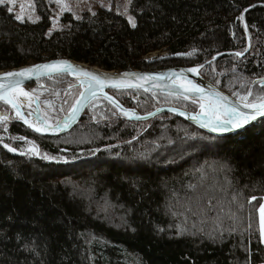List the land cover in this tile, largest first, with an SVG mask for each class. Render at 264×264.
<instances>
[{
  "label": "trees",
  "instance_id": "trees-1",
  "mask_svg": "<svg viewBox=\"0 0 264 264\" xmlns=\"http://www.w3.org/2000/svg\"><path fill=\"white\" fill-rule=\"evenodd\" d=\"M33 3L34 20L0 3V70L56 57L106 70L162 69L219 54L202 68L207 80L237 99L249 90L264 96V0H130L134 27L112 5L64 12L56 29V3ZM76 82L56 75L24 87L63 95L62 115L81 90ZM109 92L141 114L162 105L200 110L159 91ZM6 107L0 102L11 114ZM0 123L54 158L0 141V264H264V118L215 136L174 113L129 121L100 98L59 135H38L8 117Z\"/></svg>",
  "mask_w": 264,
  "mask_h": 264
},
{
  "label": "water",
  "instance_id": "water-1",
  "mask_svg": "<svg viewBox=\"0 0 264 264\" xmlns=\"http://www.w3.org/2000/svg\"><path fill=\"white\" fill-rule=\"evenodd\" d=\"M256 5V3H253L249 7L245 9L243 14L247 11H249L251 8H253ZM242 14V16H243ZM247 34V33H246ZM248 37V34H247ZM249 50V46L247 47V50L242 52V55L244 56L246 52ZM219 56V54L215 55L210 60L204 62L200 65H194V66H173L168 68H162V69H148V70H140V69H118V70H106L103 68H100L98 66L89 65L84 62H79L74 59L68 58V57H56L40 62L30 63L27 65H22L18 67L13 68H7L4 70H0V85L5 86H15L14 82L19 81L18 87H24L26 84L40 80L43 78H49L56 75H69L72 78H75L77 80L76 86L81 87V91L70 109V111L60 120L59 123L54 125H48V131L46 132H37L35 129L31 128L25 123V119L27 120V111L24 109H18L19 112H21L24 116V119H18L19 122H21L23 125L28 127L31 131L34 133L41 135V136H51V135H59L68 132L71 130L82 118V115L84 114L86 108L88 105L95 99L103 98L110 102V100L106 97H110L113 101H115V104L110 102L116 109L119 111L126 119L129 121H146L149 119H152L158 115L164 114V113H174L178 115L179 117L183 118L187 122L197 126L198 128L202 129L203 131L210 133L215 136H225L228 134H235L240 131H242L245 128L253 126L257 121L264 118V116L257 117L255 120H252L250 123L244 125L240 129L235 130H229L224 132H213L209 128L202 127L201 125L204 123H209L211 120L212 124L218 123L215 121L214 117H211L210 115H206V117H202L201 115H197L200 112H193L189 111L180 107L175 106H168V105H162L158 106L152 111L141 114L138 112L135 108L126 107L123 104L119 102V100L112 95L109 90L117 88L111 86V83L113 80H121L132 84H142L143 87H132L135 89H142L145 91H159L164 92L167 94H172L176 96H181L178 94L187 95L189 97L188 100H196L199 99L198 95L195 93H186L184 90L188 86L187 81H191L192 84H195L199 86L200 88H203L205 90V93L211 92L212 99L216 100L218 99L215 96V93H219L221 96L225 97L226 99L221 101L226 107L231 108L235 107L238 108L241 112H251L250 109H245L243 107V102L234 96L228 94L227 92L221 90L217 86H215L213 83H211L209 80L205 78V76L202 74V68L216 59ZM59 61H66L68 64L73 66L74 71H66V72H58V73H49L47 70H41L39 72L34 73L31 77H18V76H6L7 73H16L19 72L22 69L27 68H33L36 65H45V64H53ZM190 69H196V71H189ZM85 70L90 73L98 74L102 80H104L103 87L96 85L94 81H90L89 77L85 76L83 71ZM127 74V75H125ZM152 77L153 79H149L147 81H144L143 79L137 80L135 77ZM105 78H111V79H105ZM91 85V86H90ZM6 88H0V93L5 92ZM81 93L83 95H81ZM77 100H79V104H77ZM3 101V100H2ZM4 102V101H3ZM205 103H207V100H204ZM75 107V111L73 112V108ZM11 109H13L10 106ZM16 111V110H15ZM201 111V110H200ZM125 112H128L129 115H124ZM183 113V114H181ZM151 114V115H149ZM38 115V114H37ZM221 120H226L231 118L227 112H221L219 113ZM8 117V114L6 112H2L0 110V118ZM39 117V115H38ZM139 117V118H138ZM189 117H196L195 119H191ZM65 122H67V126L65 127ZM52 130H55V132H51Z\"/></svg>",
  "mask_w": 264,
  "mask_h": 264
},
{
  "label": "snow or ice",
  "instance_id": "snow-or-ice-1",
  "mask_svg": "<svg viewBox=\"0 0 264 264\" xmlns=\"http://www.w3.org/2000/svg\"><path fill=\"white\" fill-rule=\"evenodd\" d=\"M5 0H0V3H4ZM9 11H12L11 8H9ZM17 19H22V16H17ZM130 22L132 23L133 27L135 26L134 20L130 18ZM247 50V49H246ZM192 53H188V55H191ZM237 56L242 55V53H236ZM41 70H47L49 73H58V72H66V71H74L73 66L68 64L66 61H59L53 64H45V65H36L33 68H27L22 69L19 72L16 73H7L6 76H18V77H31L34 73L39 72ZM83 71L84 75L89 77L90 81H94L96 85L103 87L104 80L100 78L98 74L90 73L85 70ZM189 71H196V69H190ZM127 75V74H125ZM135 79L140 80L143 79L144 81H147L149 79H153L152 77H138L133 74ZM105 79H111V78H105ZM187 87L185 88L186 93H195L198 95L199 99L192 100V103H198L199 107L201 109L200 113L197 115H210L211 117H214L215 121L218 123L212 124L211 120L209 123H204L201 126L205 128H209L213 132H224L229 130H235L240 129L244 125L250 123L252 120H255L257 117L264 116V96L261 97H253V93L251 90L248 91L247 95L241 96L240 99L243 102V107L245 109L252 110L251 112H241L238 108L226 107L221 101L225 100L226 98L221 96L219 93H215V96L218 98L216 100L212 99V93H205V90L203 88H200L199 86L192 84L191 81H187ZM260 83L264 84V81H260ZM15 86H5L0 85V88H6V90L3 93H0V100H3L7 104H11L13 108H16L17 105L14 103V100L10 98V92H18L19 95L23 96H30L29 93L25 92L23 89L19 88V81L14 82ZM91 86V85H90ZM111 86L117 87V88H132V87H143L142 84H132L121 80H113L111 83ZM81 95H83L81 93ZM182 95L183 99H189L187 95ZM249 97H253L252 101H249ZM115 104V101H113L110 97H106ZM204 100H207L208 102L205 103ZM79 104V100L76 102ZM30 106V105H29ZM75 107L73 108V112L75 111ZM227 112L231 118L226 120H221L219 113L221 112ZM183 114V113H181ZM17 117L20 119H24V116L21 112L17 111L16 113ZM124 115H129L128 112H125ZM151 115V114H149ZM139 118V117H138ZM191 119H195L196 117H189ZM4 120H7V117H3ZM25 123L29 124L30 127H34L37 132H46L48 131V127H36L35 125H32L30 121L25 119ZM42 124L46 125V121H41ZM65 127L67 126V122H65ZM5 148H9L7 144L4 145ZM10 151H16L14 148H9ZM30 152L34 154H39L35 146H33L30 149ZM48 159H54L48 157ZM252 200H256L257 197L253 196L251 198ZM260 212V225H261V234L264 235V204L260 205L259 208Z\"/></svg>",
  "mask_w": 264,
  "mask_h": 264
},
{
  "label": "rangeland",
  "instance_id": "rangeland-1",
  "mask_svg": "<svg viewBox=\"0 0 264 264\" xmlns=\"http://www.w3.org/2000/svg\"><path fill=\"white\" fill-rule=\"evenodd\" d=\"M53 1L56 3L57 8H56V11L54 12L55 16H54V21L51 26V29H56L59 26L60 16L64 12H70V13H73L75 16H77L78 14H81L85 10L94 11L98 9L100 6H105V7H111L112 5L118 6L122 9V11H124V14L126 15L129 21H130V18H132V16L129 13L130 0H53ZM5 3H8L11 6L16 17L22 16L23 17L22 19H28V20L36 19V13L34 9L33 0H5ZM163 53L164 52H160L159 54H163ZM23 88H24L23 89L24 91L26 90L25 92L28 91L27 93H29L30 96L18 97L17 96L18 92H15L14 96L17 99L18 103L21 106H23V109L27 111L28 115H34L35 117L46 121L48 125H54V124L59 123L60 120L67 114L65 113V114L60 115L57 113L58 109L56 108V103L63 100L64 98L63 95H55L52 97L41 96L40 93H38L37 91H34L33 89H28L25 87ZM80 91L77 92L76 97H78ZM0 102L5 103L2 100H0ZM195 104L199 106L198 103H195ZM6 108L12 111L11 114L8 112V119L10 118L15 119V120L20 119L16 115L17 111H15L14 109H11L8 104ZM117 112L120 113L119 111ZM37 114L39 115V117ZM0 126H1L0 141L2 144H6L5 142H8L7 145L9 146V148L17 149L18 151L22 153L31 154L33 156H38V157H49L44 151L40 149L36 141L30 140V139L18 138L13 135L9 137V134L5 130L6 128L5 125L0 123ZM33 146H35L39 154H34L30 152V149ZM262 204H264V200ZM258 217H259L260 238H261V241L264 243V235L261 234L259 210H258Z\"/></svg>",
  "mask_w": 264,
  "mask_h": 264
},
{
  "label": "bare ground",
  "instance_id": "bare-ground-1",
  "mask_svg": "<svg viewBox=\"0 0 264 264\" xmlns=\"http://www.w3.org/2000/svg\"><path fill=\"white\" fill-rule=\"evenodd\" d=\"M21 89H24L23 87H19ZM26 91V90H25ZM28 92V91H27ZM15 92H10V98H12L14 100V103H16L17 107L16 108H13V106L11 104H8L9 106H11L14 110L18 111V109H23V106H21L17 99L15 98ZM32 95V94H31ZM18 97H22L23 95H19L17 94ZM7 104V103H6ZM17 113V112H16ZM202 117H206V115H201ZM28 121L31 122L32 125H35L36 127H44V126H48V124L46 123V125L42 124L41 121H44V120H41L40 118H37L35 116H33V119L31 120L27 118ZM27 124V123H26ZM29 126V124H27ZM33 129H35L34 127H31ZM51 132H55V130H52Z\"/></svg>",
  "mask_w": 264,
  "mask_h": 264
},
{
  "label": "built area",
  "instance_id": "built-area-1",
  "mask_svg": "<svg viewBox=\"0 0 264 264\" xmlns=\"http://www.w3.org/2000/svg\"><path fill=\"white\" fill-rule=\"evenodd\" d=\"M157 54H158V52H153V53L147 54L144 56V59H151L154 56H156Z\"/></svg>",
  "mask_w": 264,
  "mask_h": 264
},
{
  "label": "flooded vegetation",
  "instance_id": "flooded-vegetation-1",
  "mask_svg": "<svg viewBox=\"0 0 264 264\" xmlns=\"http://www.w3.org/2000/svg\"><path fill=\"white\" fill-rule=\"evenodd\" d=\"M33 116H34V115H28V114H27L28 119L31 118V120H32V119H33ZM30 140L36 141L35 139H30ZM36 142H37V141H36ZM37 144H38V142H37ZM38 145H39V144H38Z\"/></svg>",
  "mask_w": 264,
  "mask_h": 264
}]
</instances>
